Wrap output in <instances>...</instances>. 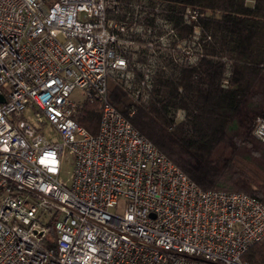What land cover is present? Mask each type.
Here are the masks:
<instances>
[{"label":"built area","instance_id":"obj_1","mask_svg":"<svg viewBox=\"0 0 264 264\" xmlns=\"http://www.w3.org/2000/svg\"><path fill=\"white\" fill-rule=\"evenodd\" d=\"M166 13L154 0H0V264H247L264 205L199 188L107 99L112 80L145 101L158 72L199 58L206 14L185 8L180 35ZM85 100L96 134L75 120ZM252 133L264 141V119Z\"/></svg>","mask_w":264,"mask_h":264},{"label":"trees","instance_id":"obj_2","mask_svg":"<svg viewBox=\"0 0 264 264\" xmlns=\"http://www.w3.org/2000/svg\"><path fill=\"white\" fill-rule=\"evenodd\" d=\"M154 1L180 35L191 31L185 8L209 11L196 22L209 39L192 65L158 72L147 100L135 104L121 84L108 82V101L125 116L135 108L130 124L202 190L242 192L264 205V141L252 133L264 119V0ZM75 120L96 134L97 104L83 101ZM240 261L264 264V237Z\"/></svg>","mask_w":264,"mask_h":264},{"label":"rangeland","instance_id":"obj_3","mask_svg":"<svg viewBox=\"0 0 264 264\" xmlns=\"http://www.w3.org/2000/svg\"><path fill=\"white\" fill-rule=\"evenodd\" d=\"M245 2H246L247 5H252L253 4V0H245ZM202 12H204L205 14H209V11H207V10H205V11L203 10ZM198 50L200 51L201 49L199 48V46L195 45V53ZM110 82L111 83H116V81H112V80ZM151 95H152V91L150 92V96ZM71 98L74 99V100H76V101H78V102H81L82 101V96L80 95V93L78 91H73L71 93ZM127 98H128V100H130V101H132V102L135 103V101L133 100V98L129 94V92H127ZM134 113H135V108H134ZM133 114H132V116H133ZM181 116H182V112L181 111H178V113L176 114V119L179 120L181 118ZM44 132H45V135L49 136V138L55 139V136L52 134V131H51V129L48 126H46L44 128ZM71 172H72V160H71V157L70 156H67L66 155V157L61 160L60 172H59V179L65 185H69L70 184Z\"/></svg>","mask_w":264,"mask_h":264},{"label":"water","instance_id":"obj_4","mask_svg":"<svg viewBox=\"0 0 264 264\" xmlns=\"http://www.w3.org/2000/svg\"><path fill=\"white\" fill-rule=\"evenodd\" d=\"M0 101H2V96L0 95Z\"/></svg>","mask_w":264,"mask_h":264}]
</instances>
